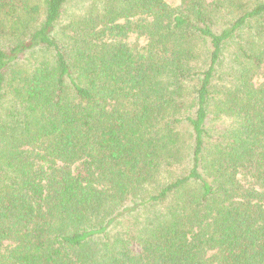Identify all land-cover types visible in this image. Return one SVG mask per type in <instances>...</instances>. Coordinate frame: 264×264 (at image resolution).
Masks as SVG:
<instances>
[{
	"label": "trees",
	"instance_id": "trees-1",
	"mask_svg": "<svg viewBox=\"0 0 264 264\" xmlns=\"http://www.w3.org/2000/svg\"><path fill=\"white\" fill-rule=\"evenodd\" d=\"M261 69L264 0H0V264H264Z\"/></svg>",
	"mask_w": 264,
	"mask_h": 264
},
{
	"label": "rangeland",
	"instance_id": "rangeland-1",
	"mask_svg": "<svg viewBox=\"0 0 264 264\" xmlns=\"http://www.w3.org/2000/svg\"><path fill=\"white\" fill-rule=\"evenodd\" d=\"M84 4V3H83ZM71 6V5H70ZM73 9H71L70 11H72ZM135 40V38H131V40L130 41H134ZM263 69H261V74H260V76H259V79L260 80H264V71H262Z\"/></svg>",
	"mask_w": 264,
	"mask_h": 264
}]
</instances>
